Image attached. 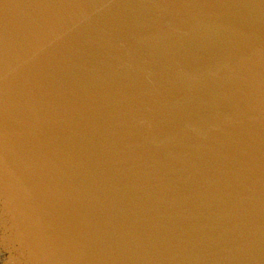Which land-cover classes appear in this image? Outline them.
Here are the masks:
<instances>
[{
    "label": "clouds",
    "instance_id": "obj_1",
    "mask_svg": "<svg viewBox=\"0 0 264 264\" xmlns=\"http://www.w3.org/2000/svg\"><path fill=\"white\" fill-rule=\"evenodd\" d=\"M2 14L0 264H264V0Z\"/></svg>",
    "mask_w": 264,
    "mask_h": 264
},
{
    "label": "water",
    "instance_id": "obj_2",
    "mask_svg": "<svg viewBox=\"0 0 264 264\" xmlns=\"http://www.w3.org/2000/svg\"><path fill=\"white\" fill-rule=\"evenodd\" d=\"M4 2L17 3L20 0H0V22H2V3ZM209 2H240V0H209Z\"/></svg>",
    "mask_w": 264,
    "mask_h": 264
}]
</instances>
